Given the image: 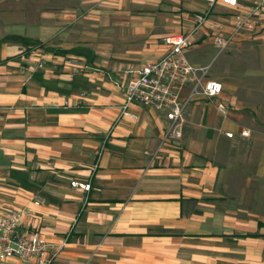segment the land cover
Listing matches in <instances>:
<instances>
[{
	"label": "crops",
	"instance_id": "1",
	"mask_svg": "<svg viewBox=\"0 0 264 264\" xmlns=\"http://www.w3.org/2000/svg\"><path fill=\"white\" fill-rule=\"evenodd\" d=\"M256 1L0 0V217L23 210L52 264H264V28L220 53L210 33ZM177 34L223 90L163 144L164 115H122L118 84Z\"/></svg>",
	"mask_w": 264,
	"mask_h": 264
},
{
	"label": "built area",
	"instance_id": "2",
	"mask_svg": "<svg viewBox=\"0 0 264 264\" xmlns=\"http://www.w3.org/2000/svg\"><path fill=\"white\" fill-rule=\"evenodd\" d=\"M212 8L215 4H223L232 9H238L242 0H201ZM206 21L204 17L197 18L194 32ZM264 28V0H257L243 13L233 14L226 23L210 25L211 40L217 52L230 48L235 40L244 32H255ZM193 32V33H194ZM163 43L167 52L157 61L147 62L138 69L129 70L131 78L119 85L122 96L120 110L122 115L132 105L153 109L162 113L168 122L163 134V144L178 143L182 138L188 105L198 100L213 101L222 94V85L210 78L211 65L195 67L187 59L184 50L190 46L189 35L177 34L165 37ZM33 52L35 66L42 69V49L36 47ZM187 93L182 96L183 90ZM66 105V104H65ZM222 105L219 106V109ZM232 138L231 133H226ZM241 136H248L241 132ZM160 150L154 152L158 155ZM101 156L97 153V160ZM98 167V161L93 169ZM72 188L87 192L89 183L72 181ZM39 205L40 202H35ZM23 210L8 211L0 217V262L9 264H52L60 253L62 246L47 242L39 232L27 233L21 229Z\"/></svg>",
	"mask_w": 264,
	"mask_h": 264
},
{
	"label": "rangeland",
	"instance_id": "3",
	"mask_svg": "<svg viewBox=\"0 0 264 264\" xmlns=\"http://www.w3.org/2000/svg\"><path fill=\"white\" fill-rule=\"evenodd\" d=\"M215 70L214 69H211L210 73L212 74V72H214ZM215 75L217 77V72L215 71ZM184 127V126H183Z\"/></svg>",
	"mask_w": 264,
	"mask_h": 264
}]
</instances>
